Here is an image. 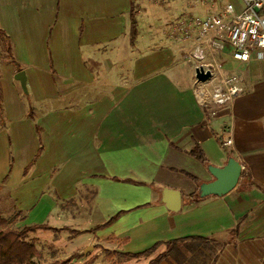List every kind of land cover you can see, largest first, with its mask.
Wrapping results in <instances>:
<instances>
[{"label":"crops","instance_id":"1","mask_svg":"<svg viewBox=\"0 0 264 264\" xmlns=\"http://www.w3.org/2000/svg\"><path fill=\"white\" fill-rule=\"evenodd\" d=\"M188 4L0 0V214L18 228L63 229L29 235L41 264L73 253L85 257L71 264L92 253L122 264L129 258L114 253L193 236L212 242L159 264H264V60L223 54L245 91L230 106L201 103L187 44L171 38L173 23L197 10ZM231 155L243 167L238 186L185 202L201 185L182 171L211 182L209 167ZM165 189L182 193L179 210L167 207Z\"/></svg>","mask_w":264,"mask_h":264},{"label":"built area","instance_id":"2","mask_svg":"<svg viewBox=\"0 0 264 264\" xmlns=\"http://www.w3.org/2000/svg\"><path fill=\"white\" fill-rule=\"evenodd\" d=\"M241 1L238 8L232 2L195 0L193 8L200 11H188L172 25L171 38L187 44L184 59L194 65L196 94L204 105L230 106L245 91L240 73H229L222 57L229 48L240 64L253 54L264 60V0ZM201 69L210 73L207 80L198 79ZM225 144L232 148L233 140Z\"/></svg>","mask_w":264,"mask_h":264},{"label":"trees","instance_id":"3","mask_svg":"<svg viewBox=\"0 0 264 264\" xmlns=\"http://www.w3.org/2000/svg\"><path fill=\"white\" fill-rule=\"evenodd\" d=\"M132 40L135 41L138 35L137 28V20L135 13H132ZM8 52L11 53L10 45L8 44ZM13 63L17 64L14 60ZM18 66V65H17ZM0 109H1V87H0ZM191 154L198 159L199 161L207 164L208 160L206 156L201 151H192ZM232 157V155H231ZM188 177H190L194 182H196L199 186L203 184L202 180L196 177L195 175L189 174L185 171H182ZM249 181L246 175L243 176L241 183H246ZM185 202H196L201 199L200 190H196L193 193L184 195ZM123 214L120 212L119 214L112 217L106 223L99 225L96 229H102L111 226L118 218ZM12 222H9L6 218H4L0 214V264H41L36 261L35 258L39 256L40 252L36 245L29 241V235L31 233L37 232L38 230H53L55 232H60L63 229L49 226L47 224H34L28 225L23 228H10ZM65 230H71L68 227L64 228ZM212 242L205 237L193 236L182 239H175L171 241H160L155 245L146 249L145 251L139 253H119L116 252L114 254L120 257H126L129 259L136 258H149L154 253L157 255L152 258L148 264H159L160 262L167 260L170 256H174L177 253L181 254L184 252L185 246H192L193 248H198L204 246L208 243ZM163 248V250L161 249ZM189 248V247H187ZM159 251V252H158ZM108 255L112 256L113 253L111 251L105 250ZM83 256L82 254H74L73 256L64 259L55 261L49 264H71V262L78 257Z\"/></svg>","mask_w":264,"mask_h":264},{"label":"water","instance_id":"4","mask_svg":"<svg viewBox=\"0 0 264 264\" xmlns=\"http://www.w3.org/2000/svg\"><path fill=\"white\" fill-rule=\"evenodd\" d=\"M197 77L199 80H207L210 77V73H204L202 69L197 70ZM17 79L21 81L24 91L27 92V80L23 71L19 72ZM209 170L215 180L203 183L200 186L201 198L210 195L224 196L228 194L238 186L243 173L242 164L235 157H230L223 167L210 166ZM163 197L170 210L177 211L182 207L183 196L180 191L165 189Z\"/></svg>","mask_w":264,"mask_h":264},{"label":"rangeland","instance_id":"5","mask_svg":"<svg viewBox=\"0 0 264 264\" xmlns=\"http://www.w3.org/2000/svg\"><path fill=\"white\" fill-rule=\"evenodd\" d=\"M220 4H225V3H227V2H232V3H234L238 8H240L241 6H242V1L241 0H217ZM188 3L190 4V6L193 8L194 7V5H195V0H188ZM189 4H188V6H189ZM190 8V7H189ZM197 11H198V9L196 10V13H197ZM2 46H4L3 44H2ZM0 48H1V45H0ZM228 51H231L230 50V48L228 49ZM212 166V165H211ZM57 221V220H56ZM51 224H53V225H55L54 223H51ZM56 224H60L59 222L58 223H56ZM9 227L10 228H18V226L16 225V226H14L13 225V222H12V224L11 225H9ZM73 246H74V242L73 241H70V243L68 244V249L69 250H72L73 249ZM186 247H191V246H186ZM162 250H163V248H161ZM43 252H46L45 250H43ZM159 252V251H158ZM75 253H73V254H70V256L68 255V257L67 258H69V257H71V256H73ZM77 254V253H76ZM80 254H82L83 256H81V257H78V258H80V259H82V257H85V255L83 254V253H80ZM92 255V259L89 261V263L88 264H109L102 256H100V255H97L96 256V254H94V253H92L91 254ZM157 255V253H154L152 256H150L149 257V259L151 260L152 258H154L155 256ZM96 256V257H95ZM66 258V259H67ZM77 258H75L74 260H76ZM78 260V262L76 263V264H84V262L85 261H83V260ZM121 262H122V264H146L145 262H144V260L141 258V259H139V258H137L136 259V261H131V260H129V259H127V260H124V259H122V260H120ZM124 262V263H123ZM144 262V263H143Z\"/></svg>","mask_w":264,"mask_h":264}]
</instances>
